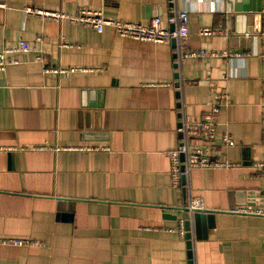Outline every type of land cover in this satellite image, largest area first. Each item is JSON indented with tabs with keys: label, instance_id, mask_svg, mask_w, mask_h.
Masks as SVG:
<instances>
[{
	"label": "crops",
	"instance_id": "obj_1",
	"mask_svg": "<svg viewBox=\"0 0 264 264\" xmlns=\"http://www.w3.org/2000/svg\"><path fill=\"white\" fill-rule=\"evenodd\" d=\"M0 2V52L22 40L29 48L6 54L0 70V264H264V216L231 212L264 209L254 168L264 157V28L253 11L263 0H234V12L228 0ZM27 6L141 24L159 16L164 28L186 11L190 50L239 55L185 58L177 41L25 16ZM214 91L228 95L216 140L232 139L215 157L240 165L192 169L173 188L167 152L177 125L200 119ZM195 198L203 209L189 213L190 238L181 237L169 229L187 221Z\"/></svg>",
	"mask_w": 264,
	"mask_h": 264
},
{
	"label": "built area",
	"instance_id": "obj_2",
	"mask_svg": "<svg viewBox=\"0 0 264 264\" xmlns=\"http://www.w3.org/2000/svg\"><path fill=\"white\" fill-rule=\"evenodd\" d=\"M5 8V4L0 2V9ZM25 16H31L41 19H50L53 21L66 20L71 24H77L83 27L94 29L96 32H102L104 27H111L114 33L120 38H129L139 41H148L162 43L166 40L176 39L178 42L177 49L181 57L189 58H204V57H232L239 55L238 52L228 51H192L188 48L187 40L188 33V14L186 11H177L168 17V23L174 28H164L161 24L159 16L152 17L147 24L138 22L120 21L106 18L101 11L89 8H79L75 14L60 13L56 11H48L27 6L23 9ZM261 15L263 17L264 28V0L261 7ZM222 30L217 27H202L199 29V34L208 36L221 33ZM264 35V29H263ZM264 37V36H263ZM40 40V37H38ZM61 45H64V39L60 38ZM28 44L22 40L18 46L12 49H6L0 52V70L5 69L9 61L6 60V54L10 52L27 51ZM261 65L264 70V39L263 47L260 53ZM227 93L222 91H214L213 97L208 102L209 110L205 111L200 119L192 120L186 115H183L177 125L178 133L177 145L174 149L167 152L169 159V175L170 182L173 188H182V178H186L192 169H209V168H232L240 164L237 161H231L224 158L215 157V153L219 146H227L232 144V139L228 133H223L217 142L216 126L218 113L221 106L225 105ZM261 119L264 128V81L261 85ZM72 149V148H69ZM81 149H99L98 147H81ZM104 149V148H102ZM254 168L261 171L259 175L264 178V157L254 163ZM203 206L199 198H195L189 202L187 210L192 213L196 210H202ZM233 213L244 215L264 216V209L255 206H242L231 210ZM186 221L180 219L174 227L169 230L177 232L181 237H185L187 232L191 234V226L185 228ZM4 242L13 244H32L33 241L27 239H3Z\"/></svg>",
	"mask_w": 264,
	"mask_h": 264
},
{
	"label": "water",
	"instance_id": "obj_3",
	"mask_svg": "<svg viewBox=\"0 0 264 264\" xmlns=\"http://www.w3.org/2000/svg\"><path fill=\"white\" fill-rule=\"evenodd\" d=\"M228 2H229L230 4H232L231 7H230V11H231V12H234V11H241V10H242L240 5L235 6V4H234V0H228ZM244 2H245V0H244ZM260 8H261V7H260V5H259V6H256V7L253 9V11L256 12L255 17H256L257 19H259V21L261 20V14H260V10H261V9H260ZM173 28H174V26L172 25L170 29H173ZM171 42L176 43V39H171ZM185 183H186V178L184 177V178H182V185H185ZM186 210H187V209H186ZM185 217L187 218V221H186V223H185V228H186V229H189V223H188V222H189V221H188L189 212H188V210H187V213L185 214ZM186 238H190V233H189V232H187V234H186ZM188 253H190V251H188Z\"/></svg>",
	"mask_w": 264,
	"mask_h": 264
}]
</instances>
